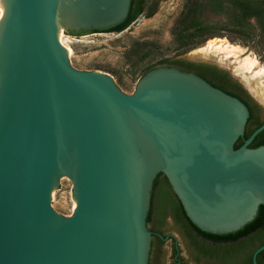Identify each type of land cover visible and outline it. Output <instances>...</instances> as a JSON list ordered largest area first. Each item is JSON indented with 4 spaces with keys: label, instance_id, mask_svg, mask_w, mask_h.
I'll return each mask as SVG.
<instances>
[{
    "label": "water",
    "instance_id": "obj_1",
    "mask_svg": "<svg viewBox=\"0 0 264 264\" xmlns=\"http://www.w3.org/2000/svg\"><path fill=\"white\" fill-rule=\"evenodd\" d=\"M1 2L0 264H149L160 175L203 233L255 221L264 146H249L264 125L236 149L250 117L240 99L174 67L151 70L133 94L72 67L60 33L116 27L132 0ZM62 179L68 217L52 208Z\"/></svg>",
    "mask_w": 264,
    "mask_h": 264
},
{
    "label": "rangeland",
    "instance_id": "obj_2",
    "mask_svg": "<svg viewBox=\"0 0 264 264\" xmlns=\"http://www.w3.org/2000/svg\"><path fill=\"white\" fill-rule=\"evenodd\" d=\"M221 1L145 0V15L122 34H83L74 37L62 31L66 45L72 50L70 63L79 71L107 74L121 90L131 94L152 68L166 67L178 60L211 63L236 77L251 97L264 106V77H255L256 72L264 71V0H251L262 5V16L244 23L243 30L236 26L234 13L218 11ZM193 4L204 6L202 21L211 27V31L193 39L189 47L182 48L178 37L186 27ZM152 10L155 15L148 18L146 14ZM1 11L0 8V15ZM210 44L234 46L240 54L229 57L218 51H210ZM247 57L258 61L257 70L242 76L237 70ZM74 203L73 184L68 179H62L59 190L53 194L52 208L61 216L68 217L74 212ZM156 213L157 196L153 207L154 218ZM161 230L174 234L183 264H195L186 229L169 218ZM188 230H192L190 226ZM152 251L151 264L173 263L171 243L156 240Z\"/></svg>",
    "mask_w": 264,
    "mask_h": 264
},
{
    "label": "flooded vegetation",
    "instance_id": "obj_3",
    "mask_svg": "<svg viewBox=\"0 0 264 264\" xmlns=\"http://www.w3.org/2000/svg\"><path fill=\"white\" fill-rule=\"evenodd\" d=\"M86 33L91 34L92 32ZM191 63H195L205 68V73L209 75L211 79L216 78L217 81L215 80L211 82L214 87L233 97L240 99L248 107L250 117L246 126L245 135L238 141L236 145V149L241 148L246 143V141L249 140V138L264 125V106L251 97L247 89L238 81V79H236V77L221 69L220 67L206 62ZM262 146H264V132L258 135L254 142L249 146V148L256 149ZM169 218H171L174 223L179 224L180 226L185 228L186 232L189 234L194 252L195 264H254L253 256L260 247L256 248L258 243H252V239L258 233H254L253 235L244 237L234 242L216 240L207 237L206 235L198 231V229H196L190 223V221L188 222L187 220H185L183 215L174 216L170 211H167L160 223H157L156 218L153 217V220L149 224V229L153 234L152 250L154 247V242L156 240L164 244H172V264H183V262L181 259V252L178 246V241L175 238L174 234L169 231L165 232L164 230H161V228L165 226V223H167ZM188 226H190L192 230H188ZM157 227L159 228L157 229ZM251 253L253 254L249 262ZM152 254L153 251L151 252V256ZM149 264H151V259ZM257 264H264V252L258 256Z\"/></svg>",
    "mask_w": 264,
    "mask_h": 264
},
{
    "label": "trees",
    "instance_id": "obj_4",
    "mask_svg": "<svg viewBox=\"0 0 264 264\" xmlns=\"http://www.w3.org/2000/svg\"><path fill=\"white\" fill-rule=\"evenodd\" d=\"M145 0H132V5L130 9V13L126 21L116 27H113L109 30L104 32H92L91 34L96 33H106V34H122L128 28L135 23L140 17L145 15ZM204 6L202 4H193L192 8L190 9L187 17L186 27L183 28L179 33V41L182 48L189 47L191 43L194 41L196 37H200L203 35H207L211 31V27L202 21V16L204 14ZM218 11L223 14L227 13H234L236 19V26L243 30V25L247 21L259 18L262 16V5L254 3L251 0H223L218 4ZM148 18H151L155 15V12L149 11L147 14ZM66 35L79 37L85 33L76 34L75 32L66 31ZM166 67H174L183 72L193 73L209 84L212 85L211 82L215 81L216 78H210L209 75L205 73V68L195 63H191L188 61L178 60L174 63L167 65ZM150 69V72L153 69ZM147 72V73H148ZM217 81V80H216ZM213 86V85H212ZM216 88V87H215ZM157 196V213H156V221L160 223L162 218L165 216L167 211H170L174 216H184L185 220H188L182 204L178 200L177 196L174 195L172 192V188L164 175H160L154 186L153 192V202H152V210L150 212L148 218V225L153 220V207L154 201ZM199 231V230H198ZM201 232V231H200ZM202 234L216 240L222 241H238L244 237H248L253 235L254 233H258L256 236L253 237L252 243H258L256 248H259L264 245V209L263 207L260 208L257 218L254 222L247 225L243 230L239 231L238 233L229 234L225 236H215L211 234H206L201 232ZM253 253L250 254L249 262L251 260V256Z\"/></svg>",
    "mask_w": 264,
    "mask_h": 264
},
{
    "label": "bare ground",
    "instance_id": "obj_5",
    "mask_svg": "<svg viewBox=\"0 0 264 264\" xmlns=\"http://www.w3.org/2000/svg\"><path fill=\"white\" fill-rule=\"evenodd\" d=\"M0 8H1V15H0V21L1 19L3 18V15H4V6L2 5V2L0 0ZM59 39H60V42L62 44V46L64 48L67 49V51L69 52V55L72 53V50L70 47H68L64 41V36L62 33H60V36H59ZM208 49L210 51L214 50V51H218V52H221V53H224L226 55H229V57H233V56H237L240 54V51L234 47V46H229V45H226V46H222V45H209L208 46ZM257 66H258V61L257 60H252L250 58H245L243 62H241V67L238 68L237 70V73L238 74H241L242 76L245 74V73H254L256 72L257 70ZM236 73V74H237ZM241 75H238V76H241ZM255 77H264V71L261 70L259 72H256L255 74ZM76 209V203H74V210Z\"/></svg>",
    "mask_w": 264,
    "mask_h": 264
}]
</instances>
